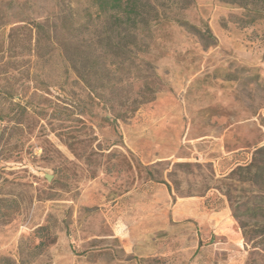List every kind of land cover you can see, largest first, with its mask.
Segmentation results:
<instances>
[{
  "label": "rangeland",
  "instance_id": "obj_1",
  "mask_svg": "<svg viewBox=\"0 0 264 264\" xmlns=\"http://www.w3.org/2000/svg\"><path fill=\"white\" fill-rule=\"evenodd\" d=\"M136 2L0 0V264H264V0Z\"/></svg>",
  "mask_w": 264,
  "mask_h": 264
},
{
  "label": "trees",
  "instance_id": "obj_2",
  "mask_svg": "<svg viewBox=\"0 0 264 264\" xmlns=\"http://www.w3.org/2000/svg\"><path fill=\"white\" fill-rule=\"evenodd\" d=\"M95 10L93 15L102 16L106 14L114 15V22L110 23V28L113 33H116L118 37H122L121 40L130 38L131 41L121 45L120 49L126 53H132V49H135L137 42V34L140 27V23L136 21L135 17L138 15L139 7L136 0H94ZM89 15H92V13ZM257 18H254V20ZM80 28L88 27V23L84 22L78 24ZM35 32H45V26L43 24H34ZM19 30V29H18ZM9 44L12 43V35H9ZM204 39L215 40L209 31L203 35ZM18 41V40H17ZM6 74V72H3ZM16 92L12 86L0 87V98L10 101L9 113L11 121L15 128L22 127L29 123L31 113L28 110V102L23 100V97H19L15 100ZM0 112V120L4 119Z\"/></svg>",
  "mask_w": 264,
  "mask_h": 264
},
{
  "label": "water",
  "instance_id": "obj_3",
  "mask_svg": "<svg viewBox=\"0 0 264 264\" xmlns=\"http://www.w3.org/2000/svg\"><path fill=\"white\" fill-rule=\"evenodd\" d=\"M46 179H47V180H50V178H48V177H47Z\"/></svg>",
  "mask_w": 264,
  "mask_h": 264
}]
</instances>
